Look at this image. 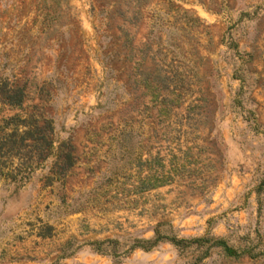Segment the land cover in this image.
Wrapping results in <instances>:
<instances>
[{"label":"rangeland","instance_id":"1","mask_svg":"<svg viewBox=\"0 0 264 264\" xmlns=\"http://www.w3.org/2000/svg\"><path fill=\"white\" fill-rule=\"evenodd\" d=\"M0 264H264V0H0Z\"/></svg>","mask_w":264,"mask_h":264},{"label":"trees","instance_id":"2","mask_svg":"<svg viewBox=\"0 0 264 264\" xmlns=\"http://www.w3.org/2000/svg\"><path fill=\"white\" fill-rule=\"evenodd\" d=\"M127 41H128L127 37L124 38V44ZM22 99H23L22 90L20 89L9 90L5 96V101L10 107L21 106ZM162 242L170 243L180 254H182L184 251L193 248L197 250H205V254H206L207 250H209L210 248L219 246L222 247L226 255L230 257L239 256V254H237L235 251L229 248L224 241L215 239L211 236H204V237L190 238V239L177 238L174 235L163 234L159 230V228L155 230L154 236L150 239H135L132 245L130 246L129 250L133 251L136 249H140L142 251L148 252L154 249ZM91 245L95 251L105 252V249L103 248L104 245H108L112 248H115V246L118 245V242L114 240H104V241H95L91 243Z\"/></svg>","mask_w":264,"mask_h":264}]
</instances>
